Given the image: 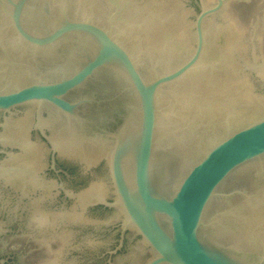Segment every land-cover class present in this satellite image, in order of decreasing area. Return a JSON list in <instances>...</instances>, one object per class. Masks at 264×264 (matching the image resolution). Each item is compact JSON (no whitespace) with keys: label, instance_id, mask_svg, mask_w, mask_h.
I'll return each mask as SVG.
<instances>
[{"label":"water","instance_id":"1","mask_svg":"<svg viewBox=\"0 0 264 264\" xmlns=\"http://www.w3.org/2000/svg\"><path fill=\"white\" fill-rule=\"evenodd\" d=\"M226 2L198 11L187 0L185 44L155 20V0H0V110L25 107L6 131L24 172L4 181L25 195L42 188L32 223L56 222L38 209L51 187L35 172L39 129L61 157L104 166L72 188L68 219L116 210L95 230L40 238L38 264H107L108 250V264H264V109L216 104L202 86L221 71L206 22ZM243 64L264 81V65ZM112 222L121 235L110 250Z\"/></svg>","mask_w":264,"mask_h":264},{"label":"flooded vegetation","instance_id":"2","mask_svg":"<svg viewBox=\"0 0 264 264\" xmlns=\"http://www.w3.org/2000/svg\"><path fill=\"white\" fill-rule=\"evenodd\" d=\"M24 109L25 107L21 106L11 113L0 110V264H21L24 262L38 264L36 248L40 238H46L40 241L48 242V238L54 236L55 233L95 230L93 227L102 224L105 215L116 211L102 205L86 207L82 213L83 220L70 221L67 216L75 204H73V196L78 194L72 188L79 187L78 189L83 191L88 181L94 178V173L104 166L89 171L81 163L61 157L57 152H54L51 144L42 136L39 129L31 128L30 140L39 142L44 148L41 166H36V175L51 186L50 195L42 200L38 209L41 214L54 213L53 215L58 216L55 223L43 228L32 223L33 214L38 211L34 200L42 196L43 189L32 188L28 195H25L20 186L4 181L2 177L4 173L20 175L24 172L21 162L11 159V155L21 153V149L11 145V137L6 133L8 122L18 116H24ZM58 206H64L69 212H56ZM118 225L119 222H112L107 230L109 233L115 234V241L110 250H113L120 241L121 230ZM105 231L102 230L103 233ZM128 238L129 231L125 235L123 248L117 254L125 248ZM108 251L102 253L101 256L106 258L107 264Z\"/></svg>","mask_w":264,"mask_h":264},{"label":"bare ground","instance_id":"3","mask_svg":"<svg viewBox=\"0 0 264 264\" xmlns=\"http://www.w3.org/2000/svg\"><path fill=\"white\" fill-rule=\"evenodd\" d=\"M155 1L161 10L159 19L156 17L155 20L175 39L185 44H192L193 36L190 30L192 20L188 16L192 14V10L186 6L187 0ZM234 9L220 12L206 22L208 39L216 43L215 49L209 54L212 58L217 56L220 59L221 71L210 81L207 78L204 79L205 85L202 84V86L211 102L226 105L233 102L240 105L243 112L250 113L264 109V100L257 99L253 95L251 84L242 75L240 61L243 60L247 48L244 40L247 29L244 26V18L237 15L239 12H235ZM261 33H264L263 30ZM218 39H223V44L220 46L217 44ZM259 43L263 47V39ZM257 46L254 48L256 49Z\"/></svg>","mask_w":264,"mask_h":264},{"label":"rangeland","instance_id":"4","mask_svg":"<svg viewBox=\"0 0 264 264\" xmlns=\"http://www.w3.org/2000/svg\"><path fill=\"white\" fill-rule=\"evenodd\" d=\"M202 1L206 6H212L216 2V0H202ZM188 5L189 7L195 8L196 10L199 11L201 6V0H188ZM233 5H235L236 9H234L235 7ZM225 6L226 7H224L223 11L221 12L224 11L227 12L229 9L230 10L234 9L236 10L235 12L237 11L239 12V13L237 12L238 13L237 15L242 16L244 18L243 19V22L245 23L244 26L247 29V32H245L246 34L244 36V40L246 41L247 48L245 50V55L243 57V60L241 59L242 61H240V66L242 65L241 69H243L242 70L243 77L245 79L246 78L248 79L249 83L252 86L251 88L260 99L261 97H264V81L259 77V74L256 72L248 71L246 73L245 67L247 65L243 63L247 62L250 67L264 65V49H263L264 45H262L263 47H261L259 43L260 40L262 39L264 41V33H261L262 30L264 32V0H251L249 2L240 1V0H227ZM191 15L188 16L190 19L193 20L192 29L194 30L193 22L195 20V16L194 15L191 16ZM254 46L255 47L257 46L256 48L257 50L254 48ZM247 69H249V67H247Z\"/></svg>","mask_w":264,"mask_h":264}]
</instances>
